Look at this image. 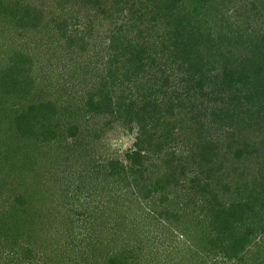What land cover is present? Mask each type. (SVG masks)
<instances>
[{
	"label": "trees",
	"instance_id": "1",
	"mask_svg": "<svg viewBox=\"0 0 264 264\" xmlns=\"http://www.w3.org/2000/svg\"><path fill=\"white\" fill-rule=\"evenodd\" d=\"M257 3L261 4L264 14V0H242L240 7L236 6V0L152 1V21L164 24V31L158 33L162 36L161 50L167 55L163 54L167 63L177 71L172 81L180 85L181 91L175 89L174 95L179 100L172 95L164 100L146 101L144 98L137 107L122 100L113 103L106 96L100 101H89L88 106L95 107L93 110L103 108L99 112L107 109L122 116L131 111L133 117L125 124L130 128L133 124L138 126L136 149L128 151L127 156L131 158L128 165L112 167L113 171L109 170L108 175L127 182L123 193L135 199L143 213L134 215L135 206H123L125 201L120 203L115 199L113 206L110 202L104 204L101 214L93 215L92 227L100 224L110 230L117 228L114 233H106L122 231L120 240L123 244L115 247L116 250L110 245L113 238L105 237L102 230L99 238L93 240L90 237L86 244L88 252L91 251L84 260L86 264H141V255L145 260L149 259V263L153 260V264H168V261H173L170 264H198L199 259L188 249H176L181 246L180 242L174 245L177 233L190 240L187 248L193 249L192 252L197 247L208 253L220 251L226 255L230 248V256L245 250L248 242L259 237L257 256L264 253V29H252L250 10L246 8L247 4L254 6ZM220 4L227 5L224 13L218 10ZM14 12L10 9L8 16ZM135 13L134 18L138 21L143 19L144 13L146 18V12L136 9ZM17 18L19 23L30 27L31 22L35 25L41 20V15L27 11ZM210 20L218 21L216 23L222 20L221 32H215V35L207 29ZM139 30L141 34L142 30ZM145 47L135 43L132 48L136 55L131 53L126 63L143 58L156 60L155 54ZM168 78L164 79L169 81ZM13 86L0 82L1 92L5 95ZM159 90L166 93V89ZM29 95V91L24 93V97ZM13 96L14 104L10 105L0 99L4 103L0 105V140L8 142L5 147H9V153L13 155V162L10 156L4 155L9 160L5 169L1 170L0 165V231H14L17 235L25 232L31 241L34 233L39 231L38 217L47 219L31 200L42 191L41 187L24 184L22 190L15 192L13 185H8L9 179L17 176V180L24 181L19 173L28 162L29 149L36 147L31 142L34 137L45 141L58 138V124L51 119L60 120L65 114L72 118L76 113L64 106L56 111L48 101L22 105L16 100H24L23 95L16 91ZM176 110L186 113L175 121L167 118L173 117ZM164 111L174 114L170 116ZM182 128L188 133L187 140L190 136L196 138L188 151L189 160L179 159L174 165V173L171 162L178 159V154L169 148L164 152L168 158L162 157L160 162L153 163L157 168L166 165L165 171L155 179L149 178L151 183H146L144 166L147 167L152 159L149 158L151 150L159 151L164 142L168 145L180 135L178 130ZM62 129V133L66 130L65 135L75 136L79 126L70 122ZM115 163L120 164V161ZM188 172L191 174L188 185L182 183L181 188L187 189L190 200L175 199L177 194L171 195L174 186L169 181H174L177 173L186 176ZM130 175L134 178L131 184ZM176 184L180 186L181 183L177 180ZM43 191L39 194L42 201L56 195V192L46 194ZM7 193L10 195L5 199ZM191 204H194L193 208ZM156 222L161 226L158 227ZM45 223L41 220L42 225ZM148 224H151L149 230ZM167 237L173 244L170 248H167L169 244L165 245ZM96 243L101 244L100 249ZM78 246L79 242L75 247ZM44 257L45 261L49 260L48 256ZM257 264H264V257H260Z\"/></svg>",
	"mask_w": 264,
	"mask_h": 264
},
{
	"label": "rangeland",
	"instance_id": "2",
	"mask_svg": "<svg viewBox=\"0 0 264 264\" xmlns=\"http://www.w3.org/2000/svg\"><path fill=\"white\" fill-rule=\"evenodd\" d=\"M116 1L0 0V82L11 86L13 82L15 84L13 88L7 89L9 95L2 94L0 89L1 101L8 105L14 104L13 95L16 91L23 97L24 93L29 91L31 92L29 97H24V100L18 98L16 101L22 105L32 104L33 101L34 103L48 101L55 106L56 111L62 110L64 106L75 110L76 113L72 116L73 121L68 114L63 117L60 115V120L51 119L58 124V138L45 141L34 137L31 142L36 144L37 151L36 147L29 149L31 152L28 153V162L24 163L28 170L24 167L26 171L23 169L19 173L24 181L17 180L15 175L9 179L8 185H13L15 192L22 190L24 184H30L40 186L46 194L56 192V195L50 197L53 201L50 198L40 200L39 194L42 191L35 198L32 197L33 204L47 219L38 217L39 231L34 233L31 241L25 232L17 235L14 231H0V264H86L84 260L91 252L86 249L88 248L86 244L90 237L93 240L99 238L102 230L103 234H106L105 237L113 238L110 243L112 247H119L122 243L120 240L122 231L118 232L119 235L113 234L117 228L110 230L108 226L105 228L100 224L92 227L93 217L101 214L102 207L107 202L113 206L116 203L115 199L120 203L125 201L123 206H135L134 215L143 213L135 199L123 193L127 182L108 175L109 170L113 171L112 167L128 165L131 158L127 153L136 149L138 126L133 124V128H130L125 124L133 117L131 111L130 114L120 116L107 109L99 112L103 108L93 110L95 107L88 106V103L92 99L100 101L101 98L107 97L113 103L122 100L137 107L142 104L144 98L146 101L164 100L171 95L174 96L177 92L175 89L181 91V88L178 83L172 81L177 71L172 69V64L167 63V55L161 50L162 36L158 33L164 31V24L152 21L153 0H119L118 4ZM241 3L242 0H236V6H243ZM218 8L224 13L227 5L220 4ZM246 8L250 10L248 13L252 29H264L261 4L257 3L254 6L247 4ZM10 9L15 11L12 16L11 14L8 16ZM136 9L146 12V18L144 13L143 19L139 21L135 19ZM27 11L41 15V20L35 25L27 21L32 24L30 27L29 24L19 23L17 17ZM231 11L233 13L232 9ZM221 21L216 23L218 21L210 20L207 29L218 34L222 28ZM139 29L142 30L141 34ZM135 43L145 45L155 54L156 60L143 58L144 60L140 61L133 60L131 64L126 63L131 53L136 55V50L132 48ZM167 77L170 78L169 81L164 79ZM14 79L23 82L18 83L13 81ZM159 89H166V93ZM191 96L194 97L193 94ZM2 104L4 103L0 102V105ZM164 112L170 116L175 113L173 117H167L172 121L186 113L183 111L178 113V110L173 114ZM70 122L79 126L75 136L65 135L66 130L62 133V127L66 129ZM186 132L183 128L178 130L180 135L176 136L175 140L170 141L168 145L164 142L159 151L155 148L151 150L149 158L152 159H149L147 167L144 166L143 177L146 183H151L149 178L155 179L165 171L166 165L162 164L157 168L153 163L160 162L162 157L168 158V155L164 156V152H168L169 148L178 154V159L171 162L174 173H176L174 165L179 159L183 162L189 160L188 151L196 138L190 136L187 140ZM155 141L158 140L155 138ZM188 141L190 144L187 145ZM7 144V141L3 143L0 140L1 170L8 166L9 156L13 162L9 147H5ZM3 156L6 159H3ZM117 161H120V164H116ZM121 174L125 180V175ZM190 175V172L186 176L177 173V179L174 181L170 179L172 182L169 183L174 186L171 195L177 194L175 199L179 197L184 201L190 200L187 189L181 188L182 183L188 185ZM128 180L129 183L134 180L132 175ZM177 180L181 183L180 186L176 184ZM146 183L144 184L147 185ZM9 195L7 193L4 198ZM191 205L193 208L194 204ZM49 207L51 208L48 212ZM88 218L93 219L89 221ZM41 220L46 223L42 225ZM156 223L158 227L161 226L159 222ZM149 229L151 224H148ZM108 231L113 233H106ZM181 236V233L174 236V245L176 242L181 244L176 249L178 251L188 249L190 254L193 253L197 260L199 259L198 264L202 260L204 263L201 264H257L260 257H264V253L257 256V241L261 243L259 237L248 242L245 250L229 256L230 248L226 255L220 251L216 254L208 253L205 249L197 247L192 252L193 249L187 248L190 240ZM151 239L154 241L153 237ZM169 239L171 238L167 237L165 244L166 246L169 244L167 248L173 245ZM78 242L79 246L75 247ZM102 245L104 247V244ZM96 246L99 247L101 244L96 243ZM44 256H48L49 260L46 258L45 261ZM145 259V256L141 255L140 263L153 264V260L149 263V259ZM172 262L168 261V264Z\"/></svg>",
	"mask_w": 264,
	"mask_h": 264
}]
</instances>
